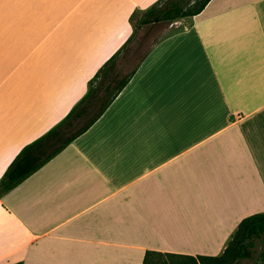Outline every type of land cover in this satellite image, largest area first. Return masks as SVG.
<instances>
[{"label":"crops","instance_id":"crops-1","mask_svg":"<svg viewBox=\"0 0 264 264\" xmlns=\"http://www.w3.org/2000/svg\"><path fill=\"white\" fill-rule=\"evenodd\" d=\"M158 1L0 0V181ZM164 26L101 118L0 196V264L218 256L264 212V0Z\"/></svg>","mask_w":264,"mask_h":264},{"label":"trees","instance_id":"trees-1","mask_svg":"<svg viewBox=\"0 0 264 264\" xmlns=\"http://www.w3.org/2000/svg\"><path fill=\"white\" fill-rule=\"evenodd\" d=\"M210 1L159 0L142 16L141 23H172L181 18L194 17ZM135 35L136 30L133 37L102 66L91 80L87 94L67 116L17 155L0 181V196L41 169L101 118L138 69L139 62L125 77L121 78L117 72L118 62ZM257 243L261 244L258 261L264 264V212L245 218L221 255L189 256L148 251L143 264H244L255 259Z\"/></svg>","mask_w":264,"mask_h":264},{"label":"rangeland","instance_id":"rangeland-1","mask_svg":"<svg viewBox=\"0 0 264 264\" xmlns=\"http://www.w3.org/2000/svg\"><path fill=\"white\" fill-rule=\"evenodd\" d=\"M197 1L199 2L200 0H196V2ZM141 19L142 16L140 15L134 18L133 21L136 29L135 38L118 62L117 72L120 74L121 78L128 75L134 69L139 60L147 53L149 48L155 42L175 30V28L170 29L168 26H164L165 23L163 22H156L155 25H144L141 23ZM255 250V259L245 261L244 264H261L258 261L259 253L261 251L260 243H257Z\"/></svg>","mask_w":264,"mask_h":264},{"label":"snow or ice","instance_id":"snow-or-ice-1","mask_svg":"<svg viewBox=\"0 0 264 264\" xmlns=\"http://www.w3.org/2000/svg\"><path fill=\"white\" fill-rule=\"evenodd\" d=\"M253 148L254 150L256 148H259L262 152H264V139H262L259 144H257V142L253 141Z\"/></svg>","mask_w":264,"mask_h":264}]
</instances>
